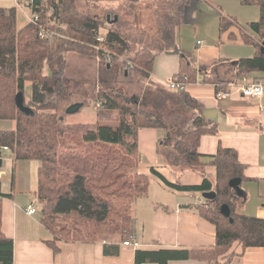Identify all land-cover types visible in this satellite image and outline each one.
Listing matches in <instances>:
<instances>
[{"label": "trees", "instance_id": "1", "mask_svg": "<svg viewBox=\"0 0 264 264\" xmlns=\"http://www.w3.org/2000/svg\"><path fill=\"white\" fill-rule=\"evenodd\" d=\"M185 10L191 0H174ZM211 1V0H207ZM30 5L40 23L54 34L53 41L39 36L37 25L29 24L22 30L17 26L16 9H0V121H12L14 131H0V148H8L17 161H37L38 200L42 206L40 223L51 234L52 240L44 242L55 254L61 242L96 244L104 241L124 243L134 236L133 204L150 192V177L139 173V130L158 128L152 114L145 112L146 103L153 94L127 97L123 93L99 91L95 103L105 110L118 111L116 126L97 124L94 130L69 127L59 113L57 103L48 98L62 96L66 54L107 61L122 60V71H136L148 78L156 54L142 49L128 59L132 52L121 33L113 25L98 20L80 19L76 0L41 1ZM244 5L257 6L260 19L250 23L243 33L244 41L259 48L253 59L238 62L236 77L239 80L264 72V0H242ZM53 9L56 22L47 17V8ZM178 11V9H177ZM222 31L239 25L235 18L222 17ZM165 26L166 43L162 52H174L177 30L183 19H176ZM108 25V26H107ZM108 31L101 35V29ZM103 41H99V38ZM165 42V41H164ZM165 44H168L165 47ZM125 55V56H124ZM127 57V58H126ZM191 61V62H190ZM127 63L132 65L127 66ZM189 53L181 54L180 70L174 76L179 83L197 82L198 71ZM47 69L48 74H45ZM108 69V68H107ZM207 82L221 86L217 80L206 77ZM32 86L34 114H26L17 105V96ZM223 87V86H221ZM184 106L195 112L191 129L181 133L171 132L163 139L164 147H172L175 158L161 151L165 163L182 161L185 168L203 173L201 186H179L168 182L162 175L154 174L166 186L183 192L207 193L215 191L214 200H206L196 207L200 218L216 227V245L211 248L138 250L136 264L148 262L168 264L171 261L198 260L207 264H225L235 256L244 255L248 248L264 247V219L237 213L234 181H244L245 166L233 149L219 148L213 157L217 179L212 187L204 175L202 155L199 153L201 138L216 135L217 124L208 121L199 111L197 102L181 92ZM58 96V97H57ZM57 100V99H56ZM161 100H154V109L161 107ZM153 105V106H154ZM167 106V105H166ZM71 107V106H70ZM199 112V113H198ZM175 168L181 165L173 164ZM0 197V264H15V243L2 229L3 198ZM239 248L236 250L235 248ZM118 246L105 245V254H117ZM226 256L227 260L222 261Z\"/></svg>", "mask_w": 264, "mask_h": 264}, {"label": "crops", "instance_id": "2", "mask_svg": "<svg viewBox=\"0 0 264 264\" xmlns=\"http://www.w3.org/2000/svg\"><path fill=\"white\" fill-rule=\"evenodd\" d=\"M30 1L34 0H0V9H16L17 26L22 30L30 24L33 15ZM82 1L121 3L124 0ZM252 6L238 7H250V13L255 9L252 20H246L248 25L260 18L259 7ZM200 7L204 9L201 10ZM234 8H229L230 14H224L222 8L214 6L211 1L191 0L183 10V24L177 30L174 52H162V45H159L151 73L148 78L143 75L149 84L143 95H154L145 104V112L152 114L154 120L161 125L158 128L139 130V173L148 175L151 179L149 195L135 201L132 210L134 235L140 247L134 249L111 241L96 244L61 242L60 250L55 254L44 243L52 240V236L40 223L41 215L37 216L41 206H35L36 201L39 203L38 172L41 164L37 161H17L9 149L0 151V197L5 195L2 229L8 238L14 240L15 264H136L138 250L158 252L211 248L216 245V227L200 218L196 211V207L204 202L203 193L170 188L154 174L155 171L171 184L179 186H201L204 182L201 171L187 169L180 172V168H185L182 161H169L168 164L161 155L162 151L171 158L176 157L172 147L163 146V139L169 134L173 137L171 132L191 129L195 116L194 111L183 105L182 93L168 90L165 85L179 72L182 53L192 56L193 65L199 74L197 82L188 85L184 93L193 98L200 113L218 127L216 135H205L200 141L199 153L203 156L204 175L214 187L217 171L212 164L213 157L220 147L235 150L239 155V162L246 168V179L235 185L237 213L264 219V94L261 98L250 99L243 98L235 90L231 97L219 101L216 85L205 80L206 77L217 80L221 86L232 91L240 85H264V72L253 73L243 80L236 77L238 62L242 59H253L259 48L244 41L243 33L247 32L248 26L241 25L239 14H231ZM223 15L235 18L239 25L235 24L223 32ZM109 16L112 18V15ZM107 19L106 16V23ZM186 25H190L188 30ZM106 29L108 31L109 28ZM113 66L105 65L108 70ZM122 72L129 77V72ZM45 74H48L47 69ZM31 94L33 91L29 88L26 91V104ZM155 99L161 100L160 108L154 109ZM15 129L16 124L13 123L8 128H0V131ZM173 164L181 167L175 168ZM31 205L37 208V213L29 216L27 211ZM105 245L118 246V253L105 254ZM235 249L239 250L238 247ZM227 258L228 256L222 261ZM168 264L207 263L191 259L171 261ZM225 264H264V247L248 248L244 255L235 256L231 262Z\"/></svg>", "mask_w": 264, "mask_h": 264}, {"label": "rangeland", "instance_id": "3", "mask_svg": "<svg viewBox=\"0 0 264 264\" xmlns=\"http://www.w3.org/2000/svg\"><path fill=\"white\" fill-rule=\"evenodd\" d=\"M211 2L214 6L221 7L224 14H230L229 8L232 6L235 7L231 11V14H239L240 16L238 19L244 27L248 26L246 20H252V13L255 12V9H253V12L250 13V7L238 9V7L249 6L244 5L242 0H211ZM76 5L80 19H96L105 24L106 16L112 15V20L114 17L119 18V22L113 26L114 30L121 33L132 49L128 59H132L135 53L142 49H150L152 52L156 53L159 49V45L163 46L164 43L167 42L166 38L163 37L165 26L171 24V21L172 24L175 23L176 19H183V10L179 11L181 5L176 4L174 0H124L121 3L114 1L86 2L76 0ZM200 9L203 10L204 8L200 7ZM218 10L220 12V9ZM46 11L47 17L53 22H56L54 10L47 8ZM223 16L228 18L231 17L227 15ZM188 26L190 25L185 26L187 30L189 28ZM106 33L107 29H101V35H105ZM167 45L168 44H165V46ZM64 60V88L62 96H57L58 98L55 99L48 98V101H61L57 103V107L59 113L63 115L65 124L69 127L94 130L97 124L116 126L120 119L118 111L105 110L102 108L95 111L94 105L96 101L94 99L96 98H94V96L97 95L99 91H106L114 94L123 93L127 97L136 94L142 96L146 88L149 87L143 74H138V72L134 70L130 72L129 77H126L122 72L124 66L122 65L121 59L113 62L114 66L111 70L105 67V65L108 64L106 61L96 58L66 54ZM93 61L95 64H93ZM29 88L32 89V86H27L25 89V106L27 107L32 106V94L26 104V91ZM168 90H170V88H168ZM72 106L76 107L77 111L69 113L68 111ZM155 121L159 123V121ZM13 123L12 121H0V128H8ZM181 132L182 131L179 133ZM36 202L35 206L40 207L41 204H39L38 201ZM40 210H42V206ZM40 212L41 211L38 212L37 216H40Z\"/></svg>", "mask_w": 264, "mask_h": 264}, {"label": "built area", "instance_id": "4", "mask_svg": "<svg viewBox=\"0 0 264 264\" xmlns=\"http://www.w3.org/2000/svg\"><path fill=\"white\" fill-rule=\"evenodd\" d=\"M33 2L30 1L29 4L31 5ZM30 23L37 25L38 29H39V36L41 39L43 40H49V41H53V37L54 34L52 32L49 31V29H47L45 26H43L40 23V18L37 14H33L31 19H30ZM100 42L103 41L104 39L101 37L98 39ZM107 61L108 63L112 62V59L110 58V55L107 54ZM132 65L130 63H127V66ZM166 87L170 88L171 91L173 92H185L186 88L188 85H185L184 83H179L177 82L174 78L170 81H167L165 83ZM239 93L243 98H250V99H257V98H261L264 94V85L261 83H253L250 85H240L238 87L233 88L232 90H228L225 87H221L218 86V90H217V99L219 101H223L229 97H231V95H233V93L235 92ZM99 108H101V103H95L94 105V109L98 110ZM2 150H8V148H0V151ZM29 216H32L34 214L37 213V208L34 207L33 205H31L27 211ZM123 245L125 247H131V248H138L140 247L138 241L136 240V238L134 236H131L130 239H128L127 241H125L123 243Z\"/></svg>", "mask_w": 264, "mask_h": 264}, {"label": "water", "instance_id": "5", "mask_svg": "<svg viewBox=\"0 0 264 264\" xmlns=\"http://www.w3.org/2000/svg\"><path fill=\"white\" fill-rule=\"evenodd\" d=\"M108 23L110 25H113L118 22V17H115L113 20L111 19L110 16H108ZM262 51H264V43L262 45ZM17 105L19 109H21L24 113L26 114H34L33 110L30 107L25 106V95L24 93H20L17 96ZM77 111L76 107H73L68 111L69 113ZM241 182V181H240ZM239 181H234L233 185L235 186ZM217 197V194L215 191L203 193V198L206 200H214Z\"/></svg>", "mask_w": 264, "mask_h": 264}]
</instances>
